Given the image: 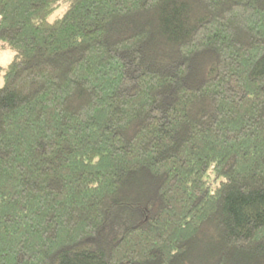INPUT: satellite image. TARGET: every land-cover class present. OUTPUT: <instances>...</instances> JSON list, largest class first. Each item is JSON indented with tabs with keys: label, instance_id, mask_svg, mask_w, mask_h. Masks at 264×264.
I'll return each mask as SVG.
<instances>
[{
	"label": "trees",
	"instance_id": "obj_1",
	"mask_svg": "<svg viewBox=\"0 0 264 264\" xmlns=\"http://www.w3.org/2000/svg\"><path fill=\"white\" fill-rule=\"evenodd\" d=\"M0 264H264V0H0Z\"/></svg>",
	"mask_w": 264,
	"mask_h": 264
},
{
	"label": "rangeland",
	"instance_id": "obj_2",
	"mask_svg": "<svg viewBox=\"0 0 264 264\" xmlns=\"http://www.w3.org/2000/svg\"><path fill=\"white\" fill-rule=\"evenodd\" d=\"M13 51L10 49H0V63L6 65L12 58ZM4 83L2 72L0 73V86Z\"/></svg>",
	"mask_w": 264,
	"mask_h": 264
}]
</instances>
